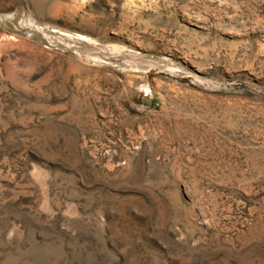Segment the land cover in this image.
I'll return each instance as SVG.
<instances>
[{"label":"rangeland","instance_id":"374dc122","mask_svg":"<svg viewBox=\"0 0 264 264\" xmlns=\"http://www.w3.org/2000/svg\"><path fill=\"white\" fill-rule=\"evenodd\" d=\"M0 264H264V0H0Z\"/></svg>","mask_w":264,"mask_h":264}]
</instances>
